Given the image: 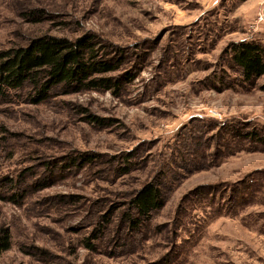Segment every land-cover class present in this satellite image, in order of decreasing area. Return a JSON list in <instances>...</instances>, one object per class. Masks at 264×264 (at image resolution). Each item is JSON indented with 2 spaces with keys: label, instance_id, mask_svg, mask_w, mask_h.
Wrapping results in <instances>:
<instances>
[{
  "label": "rangeland",
  "instance_id": "obj_1",
  "mask_svg": "<svg viewBox=\"0 0 264 264\" xmlns=\"http://www.w3.org/2000/svg\"><path fill=\"white\" fill-rule=\"evenodd\" d=\"M254 3L0 0V52L91 36L119 64L118 88L0 96V264H264V75L228 52L264 42Z\"/></svg>",
  "mask_w": 264,
  "mask_h": 264
},
{
  "label": "trees",
  "instance_id": "obj_2",
  "mask_svg": "<svg viewBox=\"0 0 264 264\" xmlns=\"http://www.w3.org/2000/svg\"><path fill=\"white\" fill-rule=\"evenodd\" d=\"M228 52L245 83H254L264 75L262 42L232 43ZM118 65L97 52L91 36L76 40L49 35L36 37L25 46L0 52V96L26 90L31 102L39 104L48 100L57 88L66 92L118 88L119 83L113 77L102 76L116 71ZM8 182L15 183L12 179ZM131 205V223L135 226L149 220L153 212L164 206L162 191L148 184L132 198ZM10 247L11 239L5 233L0 238V256Z\"/></svg>",
  "mask_w": 264,
  "mask_h": 264
},
{
  "label": "crops",
  "instance_id": "obj_3",
  "mask_svg": "<svg viewBox=\"0 0 264 264\" xmlns=\"http://www.w3.org/2000/svg\"><path fill=\"white\" fill-rule=\"evenodd\" d=\"M250 1H253V0H250ZM254 1H255V3H254V11L257 12V14H259L261 12H264V0H258V1L257 0H254ZM254 16L255 17H253V20H255V18H256V15H254ZM259 28L260 29L257 30V31H255L254 33H256V32L264 33V24H261ZM257 41H260V42L264 43L262 40H257Z\"/></svg>",
  "mask_w": 264,
  "mask_h": 264
},
{
  "label": "built area",
  "instance_id": "obj_4",
  "mask_svg": "<svg viewBox=\"0 0 264 264\" xmlns=\"http://www.w3.org/2000/svg\"><path fill=\"white\" fill-rule=\"evenodd\" d=\"M261 24H264V12L259 13V15L257 16V18H255V20H253L251 22V28L253 30V32L259 30V27Z\"/></svg>",
  "mask_w": 264,
  "mask_h": 264
}]
</instances>
